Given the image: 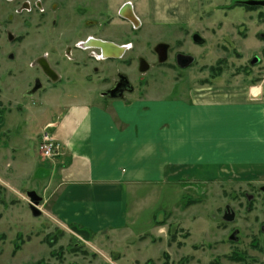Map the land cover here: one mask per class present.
I'll return each mask as SVG.
<instances>
[{"label": "rangeland", "instance_id": "obj_1", "mask_svg": "<svg viewBox=\"0 0 264 264\" xmlns=\"http://www.w3.org/2000/svg\"><path fill=\"white\" fill-rule=\"evenodd\" d=\"M22 1L0 0V264H264V177L251 183L187 180L181 195H173L178 187L173 194L169 187L161 192L165 200L154 223L144 219L137 227L87 235L49 213L52 159L40 151L42 134L51 126L46 123L71 102L65 96L96 90L94 85L107 89L118 73L144 99L189 101L211 81L263 82L264 0H194L197 31L122 28L123 40L132 44L124 60L98 63L88 52L73 48L67 57L66 50L89 35L99 37L122 0H47L45 11L31 13L22 12ZM100 10L114 18L100 22ZM84 20L97 26L87 27ZM159 44L170 46L163 64L155 53ZM180 52L194 57L192 66L176 63ZM43 57L59 81L51 82L39 67ZM255 58L259 62L252 65ZM140 59L149 63L148 72H140ZM211 67H220L222 77L213 80ZM37 81L41 87L34 92Z\"/></svg>", "mask_w": 264, "mask_h": 264}, {"label": "crops", "instance_id": "obj_2", "mask_svg": "<svg viewBox=\"0 0 264 264\" xmlns=\"http://www.w3.org/2000/svg\"><path fill=\"white\" fill-rule=\"evenodd\" d=\"M128 1L113 6L116 18L101 30L100 40L131 43L120 31H134L120 13ZM132 5L138 32H186L199 25L194 0H134ZM101 12L100 22L114 18ZM222 83L196 88L189 101L144 99L136 92L104 98V85L67 94L71 102L46 123L62 145L47 165L52 170L47 191L54 196L49 213L87 235L112 233L140 226L144 219L154 223L166 187L172 194L178 187L173 195H181L187 180L263 178L264 81Z\"/></svg>", "mask_w": 264, "mask_h": 264}, {"label": "flooded vegetation", "instance_id": "obj_3", "mask_svg": "<svg viewBox=\"0 0 264 264\" xmlns=\"http://www.w3.org/2000/svg\"><path fill=\"white\" fill-rule=\"evenodd\" d=\"M7 3H14V2H18V1H21V0H3ZM47 0H23L22 3H21V9H22V12H27V13H31L32 11L34 10H38V11H45L44 9V3L46 2ZM133 0H129L128 2H126L122 7L121 9L124 7H126V5H131V2ZM133 3V2H132ZM132 8H133V5H131ZM51 8L53 9L54 7L51 6ZM53 10H56V8H54ZM85 20L83 21V24H84ZM82 24V26H83ZM80 25V24H79ZM85 26L87 27H90V26H97V23L94 22V23H89V24H84ZM195 35H193L194 37ZM100 40L98 36H95V35H89L87 36L84 40H77V41H74L72 44H73V47H68L67 50H66V56L69 57V56H72L73 54V48L78 50L79 52L81 53H86L88 52V54L90 55V58L94 61V62H102V61H109V60H101V59H98V56H100L101 52H100V49L98 48L97 44H96V41ZM196 43V42H195ZM129 44H125L123 46H128ZM199 45H204V44H199ZM88 49V50H87ZM129 48H126V51L124 53L123 51V56L120 58V59H116L114 61H122L124 60V58L126 57V55L128 54L129 52ZM101 51L105 54H108V52L106 53L105 49H101ZM156 53V52H155ZM109 56H112V54H108ZM157 55V54H156ZM187 57H192L194 59V57L190 54H186V53H177L176 54V57H175V60H176V63L182 67V65L184 64V61ZM45 58V57H43ZM42 59V58H41ZM47 59V58H46ZM157 59H158V56H157ZM40 60V59H39ZM159 62V61H158ZM49 63V62H48ZM193 63H194V60H193ZM193 63L190 65L192 66ZM50 65V64H49ZM51 66V65H50ZM53 69V68H52ZM98 70V69H97ZM150 70V69H149ZM98 72V71H97ZM58 74V73H57ZM59 75V74H58ZM60 77V76H59ZM49 79V78H48ZM50 80V79H49ZM51 81V80H50ZM39 84L40 82L37 81ZM52 82V81H51ZM135 88L133 87V84L131 83L130 79L128 78V76L125 74V73H118L117 74V77L114 81V83L110 86H108V88L103 91L102 95L104 98H111V99H120V98H123L124 96H129V95H132L133 93H135ZM261 192L263 194V199H264V187H261Z\"/></svg>", "mask_w": 264, "mask_h": 264}, {"label": "water", "instance_id": "obj_4", "mask_svg": "<svg viewBox=\"0 0 264 264\" xmlns=\"http://www.w3.org/2000/svg\"><path fill=\"white\" fill-rule=\"evenodd\" d=\"M122 17H124L125 20H128L129 22H131L132 24H134L136 26L139 24L138 18L134 14L133 8L131 5H126V7H124V9L122 11ZM194 41L197 43H200V44L204 43L203 39L201 37H199V35L194 36ZM96 44L100 50L105 49L107 52H114L115 55L109 56L108 54H105V52L103 53L101 51L103 57L107 58V59H120L122 57L123 51L125 52V47L118 46L112 42L98 40V41H96ZM169 48H170V46L167 44H159L155 47V52L158 56V60L160 63L163 64V63L167 62V60L169 58ZM193 60L194 59L192 57H187L184 61V64L182 65V67H189L193 63ZM258 62H259V59L255 58L252 61V65L257 64ZM37 64L42 69L44 74L52 82L59 81V75L57 74V72L54 69H52V67L49 65L48 61L46 60V58H42V59L38 60ZM139 69H140L141 73H146L149 71L150 65L145 59H140ZM40 87H41V85L38 83L34 89V92H36L38 89H40ZM29 196L32 199V201L38 205L40 199L37 196V194L35 192H31L29 194ZM40 214H41V212L34 208V215L39 216Z\"/></svg>", "mask_w": 264, "mask_h": 264}, {"label": "built area", "instance_id": "obj_5", "mask_svg": "<svg viewBox=\"0 0 264 264\" xmlns=\"http://www.w3.org/2000/svg\"><path fill=\"white\" fill-rule=\"evenodd\" d=\"M140 28V23L137 26H134L135 30ZM101 56H98V59H101ZM49 126L44 130L41 142H40V151L41 155L45 159H54L61 154L62 145L55 139L52 133L49 130Z\"/></svg>", "mask_w": 264, "mask_h": 264}, {"label": "trees", "instance_id": "obj_6", "mask_svg": "<svg viewBox=\"0 0 264 264\" xmlns=\"http://www.w3.org/2000/svg\"><path fill=\"white\" fill-rule=\"evenodd\" d=\"M197 43V42H196ZM197 44H200V43H197ZM204 44V43H203ZM223 62H225L224 60H219L217 63L219 64V65H221V64H223ZM220 67H218V68H215V67H211L210 68V71H211V73H212V78L213 79H215V78H218V77H220L221 75H222V70H220L219 69ZM236 260H237V258H236Z\"/></svg>", "mask_w": 264, "mask_h": 264}, {"label": "bare ground", "instance_id": "obj_7", "mask_svg": "<svg viewBox=\"0 0 264 264\" xmlns=\"http://www.w3.org/2000/svg\"><path fill=\"white\" fill-rule=\"evenodd\" d=\"M88 50V49H87ZM106 51V50H105ZM110 51V50H109ZM107 52V51H106Z\"/></svg>", "mask_w": 264, "mask_h": 264}]
</instances>
